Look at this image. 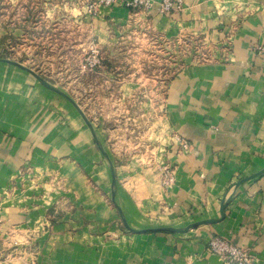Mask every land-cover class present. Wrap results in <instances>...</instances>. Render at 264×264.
Returning <instances> with one entry per match:
<instances>
[{
    "label": "crops",
    "instance_id": "0c3cea01",
    "mask_svg": "<svg viewBox=\"0 0 264 264\" xmlns=\"http://www.w3.org/2000/svg\"><path fill=\"white\" fill-rule=\"evenodd\" d=\"M151 1L147 12L99 5L91 17L119 26L133 17L216 45L207 60L185 61L161 96L153 164L173 166V184L163 190L143 165L118 168L112 182L80 113L61 99L57 107L30 74L0 66V264H223L209 251L214 238L264 264V54L253 50L264 44V0H182L166 14ZM85 175L114 192L140 234H101L97 214L109 211ZM52 206L64 215L58 222Z\"/></svg>",
    "mask_w": 264,
    "mask_h": 264
},
{
    "label": "rangeland",
    "instance_id": "374dc122",
    "mask_svg": "<svg viewBox=\"0 0 264 264\" xmlns=\"http://www.w3.org/2000/svg\"><path fill=\"white\" fill-rule=\"evenodd\" d=\"M148 1V7L128 9L147 12L153 6ZM99 5L126 7L93 0H0V66L12 65L23 75L30 74L55 96L51 101L57 107L61 99L80 113L97 147L109 158L112 182L118 168L152 166L165 190L158 157L153 164L159 141L151 137L161 117L162 93L185 61L207 60L216 45L197 35L168 36L133 17L121 26L95 21ZM228 41L226 31L221 46L227 48ZM85 176L109 211L102 219L97 214V221L107 226L101 234L107 238H116L118 232L140 234L122 215L114 192ZM56 182L63 184L61 179ZM63 202L75 205L74 211L81 209L78 202ZM61 213L55 206L47 212L52 222L60 221Z\"/></svg>",
    "mask_w": 264,
    "mask_h": 264
},
{
    "label": "built area",
    "instance_id": "2783aa9c",
    "mask_svg": "<svg viewBox=\"0 0 264 264\" xmlns=\"http://www.w3.org/2000/svg\"><path fill=\"white\" fill-rule=\"evenodd\" d=\"M99 4L105 3L108 6L121 4L126 7H138L145 6L148 7L150 2L148 0H98ZM182 0H161V12L169 13L173 8L180 7ZM253 50L259 54H264V44L257 45L253 47ZM177 143L179 144V149L186 152L190 149V144L188 141L177 138ZM160 173L163 177V185L165 188L170 187L174 181V170L166 161L159 163ZM209 251L218 255L223 264H256L255 257L249 249L239 247L234 243L221 239L214 238L208 244Z\"/></svg>",
    "mask_w": 264,
    "mask_h": 264
},
{
    "label": "water",
    "instance_id": "95a60500",
    "mask_svg": "<svg viewBox=\"0 0 264 264\" xmlns=\"http://www.w3.org/2000/svg\"><path fill=\"white\" fill-rule=\"evenodd\" d=\"M222 212H223V209H222Z\"/></svg>",
    "mask_w": 264,
    "mask_h": 264
}]
</instances>
